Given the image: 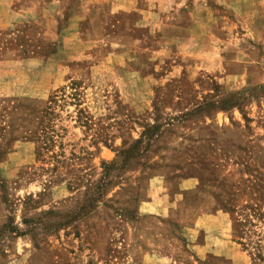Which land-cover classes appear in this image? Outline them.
Returning a JSON list of instances; mask_svg holds the SVG:
<instances>
[{"label": "rangeland", "instance_id": "obj_1", "mask_svg": "<svg viewBox=\"0 0 264 264\" xmlns=\"http://www.w3.org/2000/svg\"><path fill=\"white\" fill-rule=\"evenodd\" d=\"M50 1L0 0V264H264L248 0H66L89 40L56 57Z\"/></svg>", "mask_w": 264, "mask_h": 264}, {"label": "crops", "instance_id": "obj_2", "mask_svg": "<svg viewBox=\"0 0 264 264\" xmlns=\"http://www.w3.org/2000/svg\"><path fill=\"white\" fill-rule=\"evenodd\" d=\"M234 11H236L237 7L239 5V8L245 3V0H236L232 1ZM75 3L76 1L73 2H67L66 0H55L54 2L50 1L48 2V11L47 15L52 16V19L54 21L53 24L49 25L47 27V30H45V36L49 40V42H52L56 48H54V51L49 55L52 57H56L58 55H62L63 53H66V49L69 43H72V45H76L77 43H86L87 40H89V33L87 31H83L84 28L83 26H86L85 23L87 22V16L89 15V10H88V2H84L81 5V9L78 7L75 8ZM249 5H251L249 11L251 12L252 16V21L255 22V25L250 23V26L246 27L243 26L244 29L249 30L251 29V26H253V31L257 35V38L261 39V35H259L262 31H264L261 26L264 27L262 24L257 23V15H260V12L263 10L264 5H262L264 2L261 0H248ZM51 7H54L55 9L53 11L50 10ZM78 9V10H77ZM263 12V11H262ZM216 18H224V16H219ZM227 23L229 27L231 28H239L240 23H239V17L235 14L231 18H227ZM65 22V23H64ZM61 23H64L63 26H60ZM220 23L223 24V22ZM88 26V24H87ZM193 27L192 25L189 26ZM202 24L200 25V31L202 28ZM62 28V29H59ZM224 27L222 26V29ZM61 30H66V33L62 32ZM60 31V32H59ZM233 33V32H232ZM230 34H218L217 39L222 38V39H227L229 37L235 36V35ZM248 33H246L247 35ZM242 35H244L242 33ZM57 49V50H56ZM76 58V55L74 53L71 54V59ZM69 61V58H66ZM70 61H74L71 60Z\"/></svg>", "mask_w": 264, "mask_h": 264}]
</instances>
